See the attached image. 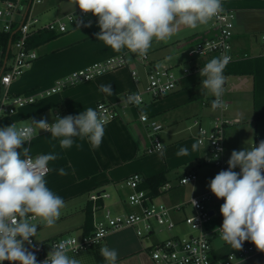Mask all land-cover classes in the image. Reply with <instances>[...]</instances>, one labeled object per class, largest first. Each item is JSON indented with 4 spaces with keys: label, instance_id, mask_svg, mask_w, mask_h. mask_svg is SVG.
Masks as SVG:
<instances>
[{
    "label": "crops",
    "instance_id": "crops-1",
    "mask_svg": "<svg viewBox=\"0 0 264 264\" xmlns=\"http://www.w3.org/2000/svg\"><path fill=\"white\" fill-rule=\"evenodd\" d=\"M4 2L5 0H0V7H3ZM37 4L33 7V13ZM39 4L45 6L43 10H54L52 19L79 9V6L75 4V0H41ZM225 6L230 10L237 11L236 21L237 13L244 12L245 14L240 20L247 19L246 22L253 23L249 28L257 29L246 31L244 26L239 24L246 33H262V43L257 42L252 50L253 55H250L247 54L246 46H243L242 39H240V36L246 38L247 35H242L243 33H238L242 30H237V35L234 33L232 38L231 54L233 59L223 71L225 81L223 88L225 87V89L223 90L222 99L226 104L229 100L235 101L237 108L250 109L253 114L249 117L248 122H253V118L263 117L261 115L264 114V105L259 107L260 112L256 117L252 74L229 71H238L241 66L238 63L264 57V0H227ZM22 17L23 14L17 15V20ZM51 18L50 20H52ZM89 23L90 26L86 27L85 25ZM2 26L3 21L0 19V30H2ZM15 30L16 28L11 33H15ZM100 31L98 17L91 12L86 13L80 24L69 25L67 31L34 47L37 57L24 69L21 76L12 81L8 87L10 93L17 94L26 91L28 94L33 93L35 95L34 102L17 109L9 117L8 126L12 123L19 124L24 118L37 121L46 118L47 122L52 124L55 122V115H59L61 118L67 115L75 116L87 108H93L100 101L114 105L117 112L116 117L106 124L104 136L97 148H94L87 138L81 139L80 137L73 138L75 143L72 147L61 148L60 138H53L51 133L45 130H40L30 143L26 142L23 145V147H30V155L33 158L49 153L57 155L58 158L55 161L49 162L50 172L44 177L46 187L62 197L64 204L75 202V205H71L66 209L61 208L60 216L57 219L63 220L65 218L64 222L67 225L59 227L54 232L44 236H39L37 233V237L40 239L58 237L70 233L72 230L78 232V236L83 234L81 228L84 221L83 209L89 202V194L104 190L109 195L107 198H111L110 192L106 190L109 185L115 187L117 196L112 198L109 203L105 202L106 198H104L102 200L104 207L115 213L136 209V207L129 206L125 202L126 195L130 192L124 184L125 179L133 173H139L142 177H147L158 172H165L168 181H170L173 176H169L168 172L174 170L179 161H186L189 157V154L181 159L172 157L171 153L174 148L184 145V148H188V144L191 142V145H197L194 152L195 157L198 158L197 152L201 146L196 143L197 128L192 125L193 123L191 125L186 124L189 117L193 116L194 120H198L199 125L203 127L208 123L207 127L211 128V118L216 114V110L222 115L227 109V106L222 112L218 108L213 109L212 101L215 96L202 86L201 80L205 77L199 75L200 69L211 59L219 58L218 55L211 53L191 58L186 53L187 49L197 41L212 37L217 33V28L213 25L211 19L206 24H198L195 29L183 25L179 26L177 32L167 42L153 39L149 48V51L154 52V57L150 59L153 65H166L172 67L173 70L175 66H184L176 72L178 81L173 92L154 99L145 94V100L139 106L125 104L123 102L125 100L124 95L128 91L143 90L147 82V69H144L141 73L135 70L137 75L133 77L131 74V71L134 70L131 61L132 53L128 52L126 48L116 52L102 41L97 40L95 34ZM7 49L5 50V57L9 59L13 53L12 45L10 44L9 48L7 45ZM248 49H252V46ZM125 53H127V56H125ZM117 55H123L128 60L125 66L100 74L89 81L67 86L59 92L41 95L40 91L53 86L58 79L65 77L70 72ZM159 60H167L168 62L160 64ZM247 67L250 68V66ZM185 68L188 69L186 72L184 71ZM13 84L17 93L11 90ZM108 84L112 88V94L110 95L100 90V85ZM140 113L151 115L158 120L163 126L162 135L166 138L178 135L183 131H191L192 133H189L187 138L172 142L169 145L173 148L172 150L163 147L160 151L146 153L145 150L149 141L148 131L140 122ZM233 117V124L230 125L240 122L239 116L235 115ZM239 132L237 128L232 133L227 129L225 130L224 159L227 162L233 150H240ZM254 144L257 145V142ZM254 144H252V147ZM60 169H64L67 174L61 175ZM189 172L193 171H185L184 173ZM182 174L176 175L175 178L177 177L178 180ZM183 187L184 185L178 183L174 185L170 183L168 189L161 188V194L155 197V200L169 207L176 203H184L189 196L185 195ZM191 192L189 190V193ZM73 207L76 208L75 212L72 211ZM210 211H213V217L215 209L212 207ZM192 213L193 209L188 203L184 204L179 211H173L171 217L175 221L174 228L182 227L184 224L183 218ZM74 215H78L76 221L68 223V220L73 219ZM79 215L81 216L79 217ZM42 221L40 219L37 221L38 224L36 222L37 231L41 227ZM219 225H222V223L211 222L210 220L207 229L210 230ZM162 232V230L159 231L155 228L148 241H146L136 235L134 228L124 227L109 232L103 241L96 246L78 253L67 254L70 257L79 259L80 264H112L111 261H106L101 255V248L107 247L115 248L119 252L115 264H154L149 254L150 244L166 238L162 236ZM173 235L179 234L171 233L168 236ZM222 245V243L216 246L212 244V249L216 251ZM232 264H264V252L258 250L245 258L233 261Z\"/></svg>",
    "mask_w": 264,
    "mask_h": 264
},
{
    "label": "clouds",
    "instance_id": "clouds-1",
    "mask_svg": "<svg viewBox=\"0 0 264 264\" xmlns=\"http://www.w3.org/2000/svg\"><path fill=\"white\" fill-rule=\"evenodd\" d=\"M75 4L82 12H91L98 17L101 31L95 34L97 40L116 52L126 48L128 52L142 56L147 54L153 39L167 42L179 26L195 29L222 11L221 0H75ZM229 60V56L222 54L211 59L199 72L205 77L201 80L202 86L215 96L213 109L225 106L223 71ZM100 90L112 94L110 84L100 85ZM162 91L166 93L167 89ZM123 102L139 106L142 98L133 93ZM54 120L49 124L46 118L29 119L0 128V262L41 264L35 253L24 247V243L30 242L37 233V225L31 221L39 217L47 225H53L65 203L62 197L46 187L44 179L50 170L49 162L55 161L57 155L49 153L33 158L30 147L23 145L30 143L40 130H45L53 138H60L61 148L72 147L75 137L87 138L97 148L108 123L93 108L75 116L61 118L55 115ZM163 147V144H156L158 151ZM188 154L189 150L184 147L177 152L178 156ZM227 163V170L216 174L208 183L211 192L225 200L220 208L222 227L215 231L233 249H241L243 242L250 240L264 252V140L250 149L233 150ZM237 167L239 173L234 171ZM59 171L61 175L67 174L64 169ZM196 204L192 200V205ZM71 244L70 239L52 244L42 264H80L79 259L67 254ZM101 255L115 264L119 252L104 247Z\"/></svg>",
    "mask_w": 264,
    "mask_h": 264
},
{
    "label": "built area",
    "instance_id": "built-area-1",
    "mask_svg": "<svg viewBox=\"0 0 264 264\" xmlns=\"http://www.w3.org/2000/svg\"><path fill=\"white\" fill-rule=\"evenodd\" d=\"M226 1L221 0L222 11L211 18L213 25L217 28V33L212 37L201 39L191 45L186 51L188 57H199L211 53L221 57L222 54H226L230 57L229 62L232 61V38L234 36L236 14L233 10L226 8ZM40 2L41 0H5L3 7H0V19L3 21L2 30L11 33L16 28L14 32L17 33L16 39L12 42L10 41L13 53L9 59L5 57L3 47L0 44V122L5 118L9 119L17 109L35 100L33 93L14 94L8 90L11 82L19 78L24 69L37 57L34 48L26 46L27 38L41 30L58 33L65 32L68 29L65 20L69 22L70 26L77 25L82 22L83 16L86 15L85 12L78 9L42 23L33 13L34 5ZM20 14H23V17L17 20V15ZM139 59L146 60L147 54L143 56L139 55ZM126 63L127 60L123 55L108 57L103 61L70 72L65 77L58 79L53 86L40 91V93L41 95H50L59 92L67 86L89 81L100 74L123 67ZM145 65L147 69V82L143 90L128 91L124 95L125 99L130 94L138 93L143 103L145 94L154 99L168 95L176 89L178 77L172 67L166 65L157 66L151 62H146ZM187 70L186 68L184 69L185 72ZM131 74L133 77L137 75L135 70L131 71ZM165 88L167 89L166 93L162 91ZM127 105L137 106L132 103ZM226 106L227 104L225 103L224 107L218 109L222 112ZM93 109L97 110L108 122L117 115L114 105L110 103L100 101ZM139 119L148 131L147 136L149 141L145 150L146 153L158 151L156 144H162L159 135L163 128L162 124L153 116L145 113H140ZM230 124H232V121L222 118L221 114L213 119L209 130L199 125L198 120L193 121L192 125L197 128L196 143L199 146L205 147L207 151L203 157V162L219 166L223 169L227 167L224 161V134L226 125ZM5 126H8V122L5 125H0V128ZM221 148L223 151L219 152L218 149ZM214 156H218L219 158L213 159ZM48 168L50 169L49 165ZM237 169L240 172V168L237 167ZM262 175H264V170H262ZM141 180L142 176L139 173H133L124 181L125 186L130 190L126 195L125 202L129 206L136 207V209L115 213L111 209L104 207L103 204L98 206L97 201H102L109 195L104 190L94 191L88 196V199L92 201V228L87 234L79 236L61 235L49 239H40L36 233L34 237L30 238V242L24 243V247L34 252L37 261L42 264L51 251V245L61 240L70 239L72 244L68 253H78L100 244L111 231L124 227H132L138 237L148 241L149 236L155 228L159 231L164 227L167 229L173 228L175 221L172 219L171 213L179 211L184 204L188 203L193 209V213L186 215L183 218V223L188 225L193 232L183 237L177 235L168 236L150 244L149 254L154 264H232L235 259L245 258L259 250L254 244H249L212 263L210 260L213 250L211 242L216 235L220 236V233L216 232L215 229L222 227V225L210 230L207 229L212 215L204 204L210 200L211 192L191 195L186 202L176 203L169 207L162 202H157L154 197H150L145 189L138 188ZM195 181L196 174L194 172L184 173L178 178L179 185H186ZM168 187L169 184L166 183L162 189L165 190ZM192 200L197 202L196 206L192 205ZM31 215L29 214V216ZM34 220L31 223L34 224ZM0 264H19V262L5 260L0 262Z\"/></svg>",
    "mask_w": 264,
    "mask_h": 264
},
{
    "label": "rangeland",
    "instance_id": "rangeland-1",
    "mask_svg": "<svg viewBox=\"0 0 264 264\" xmlns=\"http://www.w3.org/2000/svg\"><path fill=\"white\" fill-rule=\"evenodd\" d=\"M43 7L41 4H37L34 10L35 16H37L39 18V20L43 23H46L48 20H50L51 17H53V12L54 10H49V9H45L43 10ZM49 11V13H48ZM236 10L234 11V13L236 14ZM52 14V15H51ZM52 19V18H51ZM210 21V20H209ZM66 24L69 27V22H67L65 20ZM237 30L241 31L238 33H243L242 35H247L246 38H244L243 36H240V39H242L243 42V46H246V51L247 54L253 55V48L256 45V43L258 42L259 44L262 43V33L261 32H252V33H246L243 29V27L239 24H237L236 19L234 20V33L235 35H237ZM252 46V49H248V47ZM36 53V52H35ZM132 59L131 61L133 62V69L136 70L137 72H142L144 69H146V62H150V59H152L154 57V52L153 51H149L147 52V59L146 60H141L139 59V54L138 53H132ZM128 61V60H127ZM160 64H165L168 61L167 60H159L158 61ZM184 66V65H183ZM183 66H178L174 68V72L176 73L179 69H182ZM228 82V80H227ZM225 89V87L223 88V90ZM11 90L13 92H16L14 84L11 87ZM20 92V91H19ZM17 93V92H16ZM21 93H26V91H22ZM223 97V96H222ZM248 100V99H247ZM246 100V101H247ZM236 102L235 101H231L229 100V102H227V109L225 110L224 113H222V118L227 119L229 121H234V117L233 116H239L240 117V122L239 123H235L234 125H226L225 130H229V132H233V130L235 128L239 129V134L240 136L238 137V143L240 146V150H243L245 148H252V144H254L255 142H257V146L259 145V142L262 141L264 139V116L259 118V119H255L253 118V122H248L249 117H251V114H253V112L249 109V110H245V107H243L242 109L237 108L236 107ZM248 104V101L246 102ZM248 109V108H247ZM215 113V111H214ZM217 116H220V113L218 112V110H216V114L214 115L213 118H211L212 122L213 119ZM27 118H24L22 121H26ZM31 119V118H29ZM27 119V120H29ZM194 121V117L191 116L189 117L188 121H186L187 125H191ZM208 126V123H206V125L204 126L206 129H210ZM211 127V124H210ZM189 133L191 134L192 132L190 131H183L178 135H174L173 137H169L166 138L164 137V135H162V132L159 133L162 144L164 145V149H168L170 148V150H172L173 148L169 147V145L174 142L177 141L182 138H187ZM256 137V138H255ZM256 140V141H255ZM182 147H185L182 146ZM174 148L172 150V157H177L178 159L181 158H185L186 155H177V152L180 148ZM193 145H191V142L188 144V150H189V157L186 159V161H179L177 163V166L175 167L174 170H170L168 172L169 176H173V178H171L170 181H168V184H177L178 180L177 177L175 178L176 175L178 174H182L185 171H193L196 174V181L194 183H190V184H186L184 185L183 189L185 190V195H188L189 197L191 195H199L204 193L205 191L210 192V188L208 187V183L211 179H214L216 174H219V172L227 170L228 167H226L225 169L219 167V166H215L213 164H207L205 162H203V157L204 155L207 153L205 147H200L198 153V158L195 157V152H194V148ZM143 155H147V154H143ZM194 158V159H193ZM228 160V159H227ZM225 161V165L228 166L227 161L224 159ZM49 165V164H48ZM235 172H238V169L235 168L234 169ZM192 186H194V188H192ZM106 190L110 192L111 198H106L105 202L109 203L111 201L112 198H114L115 196H117V192L115 191V187L114 186H107ZM189 190H191L192 192L189 193ZM210 190V191H209ZM211 198L209 201L205 202V207L207 210H210L212 207L215 209V214L213 215V217L211 218V222H223V216L222 213L220 211L221 205L225 202V200L223 198H217L212 192H211ZM71 205H75V202H70L67 204H64V208L66 209L67 207L71 206ZM75 207H73L72 211L75 212ZM78 210V207H77ZM61 211V209H60ZM66 213V212H65ZM81 215H79L80 217ZM78 215H74L73 219L68 220V223H71L73 221H76ZM38 219L34 220V224H36V222L38 220H40L41 218L37 217ZM42 220V219H41ZM65 221V218L63 220H56V222L53 225H47L46 222L42 221V223L40 224L41 227L38 229L37 233L39 234V236H44L48 233L54 232L56 229H58L59 227L65 226L67 225ZM59 222V223H57ZM61 222V223H60ZM38 224V222H37ZM181 228V229H180ZM162 236L167 237L168 235H170L171 233H178L180 237H183L191 232H193V230L186 224H183L182 227H173L171 229H167V228H163L162 229ZM65 235L67 236H78V232H76L75 230L70 231V233H65ZM223 240L220 239V236H215L212 240V244L213 246L216 245H220L221 243L223 244ZM239 259V258H237ZM235 259V260H237ZM234 260V261H235Z\"/></svg>",
    "mask_w": 264,
    "mask_h": 264
},
{
    "label": "trees",
    "instance_id": "trees-1",
    "mask_svg": "<svg viewBox=\"0 0 264 264\" xmlns=\"http://www.w3.org/2000/svg\"><path fill=\"white\" fill-rule=\"evenodd\" d=\"M60 33L49 31V30H41L33 33L30 35L26 40V46L29 48H34L44 42H47L55 37H57ZM17 37V33H10L5 32L3 30H0V44L3 47L4 53L7 49V45L9 41H14ZM241 65L238 68V71H229V72H238V73H246V74H252L253 78V84H252V91H253V101H254V111L256 114V117H258V112H260V108L262 105H264V57L262 58H256V59H250L247 61H244L242 63H238ZM237 64V65H238ZM247 66H250L248 68ZM261 116H264L261 115ZM8 122V119L5 118L3 121L0 122V125H5ZM168 183V179L165 172H158L156 174H153L151 176L142 177L141 182L138 185V188L145 189L150 197H157L161 194V188ZM97 205L101 206L102 201L98 200ZM91 209H92V201L89 200V202L84 207V221L81 225L83 234H87L91 228ZM249 244H253L250 240H246L243 242V246H247ZM238 249H233L230 245H228L226 242L223 243L222 247H220L218 250H212L210 260L211 262H215L218 259H222L225 256H227L231 252H235Z\"/></svg>",
    "mask_w": 264,
    "mask_h": 264
},
{
    "label": "water",
    "instance_id": "water-1",
    "mask_svg": "<svg viewBox=\"0 0 264 264\" xmlns=\"http://www.w3.org/2000/svg\"><path fill=\"white\" fill-rule=\"evenodd\" d=\"M244 14L245 13L244 12H241V11L237 13V23L243 25L246 31H254V30H257L256 28L255 29L249 28V27L252 26L253 23L246 22L247 19L245 20L243 18V20L242 19L240 20V18L243 17ZM9 45H10V41H9V44H8V48H9ZM210 214L212 215L213 214V211H210Z\"/></svg>",
    "mask_w": 264,
    "mask_h": 264
}]
</instances>
